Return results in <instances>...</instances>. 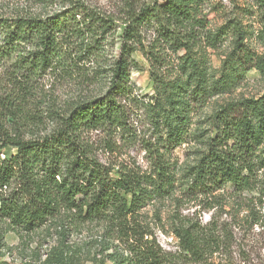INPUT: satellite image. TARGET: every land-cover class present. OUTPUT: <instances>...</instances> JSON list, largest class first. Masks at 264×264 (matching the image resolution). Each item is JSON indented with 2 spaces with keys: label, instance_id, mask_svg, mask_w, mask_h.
Wrapping results in <instances>:
<instances>
[{
  "label": "trees",
  "instance_id": "16d2710c",
  "mask_svg": "<svg viewBox=\"0 0 264 264\" xmlns=\"http://www.w3.org/2000/svg\"><path fill=\"white\" fill-rule=\"evenodd\" d=\"M66 2L70 6L47 15L0 9V251L8 234L28 236L56 224L63 242L52 258L70 264L67 253L75 251L67 236L95 225L105 249H113L106 255L113 264H209L218 250L209 228L175 219L180 254H174L160 247L140 212L173 192L178 172L172 154L193 141L203 149L183 174L192 190L232 186L234 196H264V90L221 104L201 133H193L210 100L252 71L264 83V0L236 4L220 25L208 17L216 0H127L119 15L80 0ZM110 35L120 45L107 61L102 45ZM226 43L230 51L214 70L211 51ZM136 55L149 65L151 96L136 94ZM85 62L94 70L83 69ZM47 72L65 80L76 73L82 86L100 89L59 107L52 103V124L42 130L33 79ZM94 133L112 152L118 139L127 147L140 145L149 169L107 166L97 156Z\"/></svg>",
  "mask_w": 264,
  "mask_h": 264
},
{
  "label": "rangeland",
  "instance_id": "374dc122",
  "mask_svg": "<svg viewBox=\"0 0 264 264\" xmlns=\"http://www.w3.org/2000/svg\"><path fill=\"white\" fill-rule=\"evenodd\" d=\"M80 1L113 15H119L127 2V0ZM132 1L139 5L150 2V0ZM250 1L216 0V10H209L208 17L212 25H220L223 21V13L232 11L236 4L242 6ZM65 6H70L66 0H0L2 11L8 7H23L25 11L38 15L59 12ZM119 45L120 40L116 35H110L108 40L103 43L102 51L107 61L117 56ZM255 45L262 51L263 47L259 45L258 40ZM229 51L228 43L217 51H211L210 59L214 70L219 69ZM135 60L139 64V69L132 73L136 94L140 97L151 96L153 92L149 77V65L140 55H136ZM80 65L86 70H90L94 66L93 63L88 62ZM7 67L15 70L13 64L7 65ZM92 72L94 71L90 72L91 75H93ZM63 77V74L54 75L52 72H47L37 75L33 79V86L37 88L35 105L43 117V123L40 126L42 130H46L50 123L52 124L51 119L48 118V109L52 103L59 107L69 98L94 94L96 90L100 89V87L92 86L88 89L86 86H82L83 80L76 73H71L66 80ZM263 90L264 83L259 73L257 71L250 72L229 93L216 96L209 101L201 114L196 116L193 133H201L202 128L206 127L203 122L221 104L238 98L259 97ZM92 136L97 141V156L107 166L115 167L116 164L133 165L137 163L142 168L149 169L148 158L140 145L127 147L123 140L118 139L115 142L118 144L116 150L112 152L105 149L102 135L96 137L94 133ZM206 136L207 134L202 140L206 139ZM201 143L193 141L174 151L172 160L178 172L177 185L171 194L150 201L141 210L144 223L149 225L153 237L167 252L180 254L179 240L173 234L174 222L178 218L205 226L215 233L214 237L218 241L215 248L218 250H214L216 252L210 256L209 264H264V196L259 193L245 194L242 197L234 196L232 186L213 193L201 194L192 190L191 185L188 184V178L183 174L188 167L195 163L198 157L197 151L203 149ZM6 153L14 154L15 151L8 149ZM60 233V227L54 224L50 230L43 228L28 236L19 237L16 234H8L5 237L4 249L0 251L3 253L0 263L55 264L52 258V249L63 242ZM102 235L101 228L95 225H86L82 231L70 233L66 243L73 248L75 253L68 251V262L70 264H113L106 257L113 253V249H105L107 244ZM184 264L190 263L186 261Z\"/></svg>",
  "mask_w": 264,
  "mask_h": 264
},
{
  "label": "built area",
  "instance_id": "2783aa9c",
  "mask_svg": "<svg viewBox=\"0 0 264 264\" xmlns=\"http://www.w3.org/2000/svg\"><path fill=\"white\" fill-rule=\"evenodd\" d=\"M3 158H5V156H3Z\"/></svg>",
  "mask_w": 264,
  "mask_h": 264
}]
</instances>
